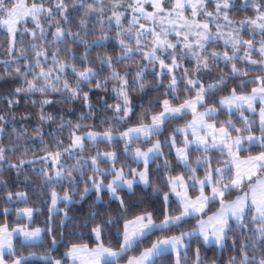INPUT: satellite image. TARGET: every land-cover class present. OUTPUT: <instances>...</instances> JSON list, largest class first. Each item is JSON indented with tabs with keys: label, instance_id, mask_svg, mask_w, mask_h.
Here are the masks:
<instances>
[{
	"label": "snow or ice",
	"instance_id": "6c2138e0",
	"mask_svg": "<svg viewBox=\"0 0 264 264\" xmlns=\"http://www.w3.org/2000/svg\"><path fill=\"white\" fill-rule=\"evenodd\" d=\"M0 32V81L20 82L0 109V264H264V0H0ZM110 84L118 102L94 105ZM29 98L41 124L87 112L58 113L50 148L17 128ZM97 108L102 131L82 123Z\"/></svg>",
	"mask_w": 264,
	"mask_h": 264
},
{
	"label": "trees",
	"instance_id": "16d2710c",
	"mask_svg": "<svg viewBox=\"0 0 264 264\" xmlns=\"http://www.w3.org/2000/svg\"><path fill=\"white\" fill-rule=\"evenodd\" d=\"M250 14L251 13H244V12L233 13V18L234 19H241L245 15H250ZM27 26L29 28L32 27V25L30 23ZM2 37H3V33L0 32V39H2ZM245 38L247 39L249 37L246 35ZM221 48H222V44H221ZM148 79L151 80V76H149ZM19 83H20L19 81L13 82V81H10V80L0 81V109L7 110L6 103L4 102V97L7 96V94L9 92H11L16 86H18ZM85 91H87V88H85ZM90 95L92 96V102H93L94 105L102 106V104H103L102 100H98L97 99L98 96L99 97H103L104 99H106L108 104H115V103L118 102L116 100V98H115V94L111 92V84L109 85V91H108L107 94H105L104 92H99V93L93 92ZM152 95L155 96L156 94L153 93ZM133 97H134V102L137 104V106H139V103H140L139 96L137 94L133 93ZM32 98H35V97H32ZM32 98H29V102H27V103L25 102L24 99H21L19 106L15 107L12 110V112L16 116L17 128H21V127L26 128L27 132H28V135L32 136V135H34V128L37 127V126H40L42 128L43 133L45 134L44 135L45 143H47L50 148L52 147L51 141L53 140L54 137L63 139L65 144H67L68 143V130L64 129L62 135L59 132H55L54 131L56 129V127H57V124L59 123V115H58V113L59 114H64V118L65 119H71V120H73L75 122L78 119V117L80 116L81 112H87V109L86 108H81L80 107V102H78V101L73 102L71 105L67 106V107L73 108L75 110V114L74 115L67 114L66 109H62L60 105H55L54 107H47L46 111L48 113H51L54 117L57 118V124H49V123L41 124L40 121H39V117H38L39 105H36L35 107H33L31 105V103H30V100ZM149 98L150 97H144L145 106H147L146 102H147V100ZM138 110H139V107H138ZM94 112H95L96 118L86 119V120L82 121V123H84L86 125H96V127L93 130L102 131L103 128L100 126V120L104 117L105 113L100 111L99 108L94 109ZM25 114H30L31 118L29 120H21L20 117L25 115ZM106 115H111V112L106 113ZM190 118H191L190 116L186 117V119H190ZM220 118L221 119H225L226 117L222 116ZM176 123L182 124L183 121H179V122H176ZM176 123L172 124L170 127H175ZM84 130L86 131L87 129H84ZM122 130H123V128H121V131ZM9 132L11 133V129H9ZM49 132H53V135H51V136L48 135ZM13 138H14V134H13ZM21 143H23V141H21ZM137 143H140V142H137ZM119 147L120 148L123 147L122 142L120 143ZM29 148L31 149L29 151V154H28V158L29 159H31L33 157V154H35L37 156L44 155V152L42 150L43 149V145H41L38 140H37V142L35 144L29 145ZM22 150L23 149H21V151ZM100 150L101 151H105V150H111V149L107 148L105 145H100ZM13 162H15V160H13ZM74 162H75L74 160H70L69 161V163H74ZM41 166L42 165L38 162L36 165L30 166V167H35V169L38 170ZM131 166L132 167H136L135 164H132ZM101 167H104V165L101 164ZM27 174L29 176H32V172L31 171H28ZM0 178H2L4 180H8L10 183L14 182L16 180L15 172L13 170L11 172L0 173ZM109 179H110V177H109ZM81 187H83V185H81ZM13 190L14 191H25V192H27L28 188L24 187L23 185H20V186L14 187ZM58 191H61V190L58 189ZM31 201H32V203H30L29 205H25L24 203H19V204H16L15 207L16 208H23V207H26V206H33V203H35L36 206H41L39 204V202L37 201V197L36 196H32L31 197ZM90 202L91 201H89V203ZM61 207H63V205H61ZM113 207H115V206H113ZM89 211H90V209L88 207V204H83L82 206L74 207L73 210H72V214H84V215H86ZM46 216H47L46 209H43L41 214H37L36 215V217H35L36 224L33 225V226H41V227H43L44 226L43 221L45 220ZM0 219H3V218H0ZM8 220L12 224V226H15L17 221H16V218H15V212L14 211H13L12 215L10 217H8ZM22 222H26V221H22ZM152 239H155V237H152ZM228 243L230 244L231 241L229 240ZM194 247H195V245H194ZM23 251H24V254H27V252H29V251H37V249L29 248V249H24ZM214 252H215L216 256H219L220 250L218 248H216L214 250ZM214 252L207 251L205 249L201 250V254L206 256L209 259L213 258ZM228 255H229V251L226 248L224 250L225 261L227 260V256Z\"/></svg>",
	"mask_w": 264,
	"mask_h": 264
},
{
	"label": "rangeland",
	"instance_id": "374dc122",
	"mask_svg": "<svg viewBox=\"0 0 264 264\" xmlns=\"http://www.w3.org/2000/svg\"><path fill=\"white\" fill-rule=\"evenodd\" d=\"M191 119V118H190Z\"/></svg>",
	"mask_w": 264,
	"mask_h": 264
}]
</instances>
